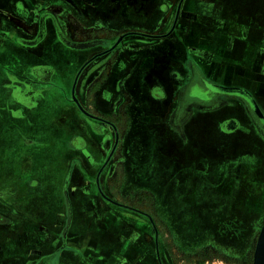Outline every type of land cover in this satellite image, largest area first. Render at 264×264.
I'll use <instances>...</instances> for the list:
<instances>
[{"label":"crops","instance_id":"1","mask_svg":"<svg viewBox=\"0 0 264 264\" xmlns=\"http://www.w3.org/2000/svg\"><path fill=\"white\" fill-rule=\"evenodd\" d=\"M87 1L125 20L153 12L157 25L125 37L104 65L107 76L95 67L80 83L88 50L50 34L37 46L1 34L0 264L164 263L153 223L112 202L105 174L117 122L125 126L122 195L151 200L181 241L201 231L215 245L243 244L264 201V139L237 100L210 107L213 96L190 88L243 89L264 110V0ZM48 40L54 64L35 54ZM49 102L39 141L21 133ZM1 133H17L20 150ZM32 147L45 150L36 164L25 152Z\"/></svg>","mask_w":264,"mask_h":264},{"label":"flooded vegetation","instance_id":"2","mask_svg":"<svg viewBox=\"0 0 264 264\" xmlns=\"http://www.w3.org/2000/svg\"><path fill=\"white\" fill-rule=\"evenodd\" d=\"M32 2V7H29L26 2L23 3L22 1L14 2L12 0H0V36L1 34H8L9 39L14 40V35L18 34L20 40H17V43H26L27 45L37 46L45 41L46 36L50 34L52 35L50 37H54L57 40H63L64 43L74 49L75 52H78L79 49L80 51L83 49L88 50L90 52V57L85 61L78 74L76 82L79 83L83 81V79L88 76V73H90L95 67L101 68L103 66L102 70H104V65L110 64L112 61L110 53L124 41L125 37L134 36V34H152L147 31H150L157 25L153 22V12L147 15L145 19L146 21H138L135 18H129L127 20L138 22L143 28H145L141 32L133 33L121 25L120 27L112 25V22L121 23L127 21L125 18L118 15V11L115 10L114 12L116 13H114L113 16L108 13L103 14V11H101L102 9L96 7V4L88 2L87 0H32ZM135 4L136 3H134V5ZM117 5H120V0H117ZM165 8L167 10L170 9L167 4H165ZM175 11L176 6H173L170 22L168 24H171L173 21ZM16 20H18L17 24ZM17 26H20V28ZM167 33L168 32H164L163 34ZM153 37L156 36H150V38ZM62 56L67 57L66 54H63ZM105 68L103 74L100 76L101 79L109 74V66ZM189 78L187 81H189ZM209 85L217 86L208 82H204L205 88L198 84H194L191 88L189 87L190 95L199 93L202 95L204 91H207L204 92L202 97H214V99H210L211 97L209 98V100H211L210 107L216 105L219 106L223 103L225 104L228 99L237 100L244 107L256 132L264 139V136H262L260 132L261 130H259L260 125L258 119L255 118L254 114L249 113L246 105L241 100L233 96L211 93V91L208 92ZM196 87L199 89L204 88L205 90H198L197 93V91L195 92ZM247 93L252 97L264 118L263 108L249 92ZM94 95L95 94L91 88L87 94L88 104H94ZM220 98L222 100H220ZM188 107L191 106L186 104L185 109L187 110ZM89 112H91L90 114L95 115L93 109H90ZM100 119L103 123H106V126L110 125V120L108 118L100 117ZM116 124L117 126L114 130V144L109 157V168H107L105 174L106 183L111 189L110 193L112 195V202L118 208L126 210L136 216L146 218L149 220L150 224L153 223L154 230L160 237V240L163 243V249L166 252V254L164 253L165 258L163 264L174 263V261H171L169 252H175L176 250L175 248H172L168 251L161 236V234H167L165 230H167L168 226L166 228H161L160 218L156 217L153 213L154 210L151 200L145 196L126 197L121 194L120 189L124 180L123 137L125 134V126L123 125V122L119 123V125L118 122ZM262 132H264V130H262ZM171 241L172 239L166 241V243L170 245L168 247L169 249L171 247Z\"/></svg>","mask_w":264,"mask_h":264},{"label":"rangeland","instance_id":"3","mask_svg":"<svg viewBox=\"0 0 264 264\" xmlns=\"http://www.w3.org/2000/svg\"><path fill=\"white\" fill-rule=\"evenodd\" d=\"M112 25H116L118 27H120L121 25L122 27L128 29V31L133 33L141 32L143 29H145L140 23L131 20H127L121 23L112 22ZM36 49L37 51H35V54L42 53V60H46L47 62L54 64L53 61H55V56L54 53H52L50 50L53 49L50 40H48V42L42 44ZM32 59V62L37 61L34 60V57H32ZM50 107V102L47 107L46 104L43 103L40 107L41 110L39 108L40 112L36 111L34 114L30 115L32 117V121L36 122V124L33 125L34 127H27L24 123H21V126L24 125L21 129V133L30 135L32 136L33 140L35 139L39 141V137L41 135L40 132L42 131L38 130L37 124H39L40 126L47 125L43 116H45L47 112L53 110H51ZM0 117L2 118L4 116L0 115ZM6 120L7 118H5V121ZM1 126L2 125L0 124V127ZM1 137L3 141L4 139L7 141V144L14 143L15 151L20 150V145L16 143V139H18L17 133H13L11 135L1 133ZM25 152L28 154V156L30 155L29 157L32 156V158L36 160V162H33V164H36L37 162L42 160V157H44L43 153L45 152V150H36L35 147H32L28 148ZM260 202V200L256 202L255 213L254 215L252 213L250 217L251 222H256V224L255 230L251 232L249 239L245 240L243 244H240V241L238 242L237 240H233L232 242L235 244L233 246H230L229 248H225L221 244H213V237L215 236L210 232L190 231L187 232V238L181 241L179 238L173 235L172 232L167 228V230H165L167 234H161V236L167 246L168 251H170L172 248H175L176 250L175 252H169L171 256V261H174V263L171 264H253V254L255 250V245L261 227L264 223V201L262 202L261 206H259ZM160 225L162 226L161 228L167 227L166 222L162 218H160ZM213 233H216V231ZM168 239H172L170 249L168 248L170 245L166 243Z\"/></svg>","mask_w":264,"mask_h":264},{"label":"water","instance_id":"4","mask_svg":"<svg viewBox=\"0 0 264 264\" xmlns=\"http://www.w3.org/2000/svg\"><path fill=\"white\" fill-rule=\"evenodd\" d=\"M211 93H218L228 96H233L241 100L247 107L250 114H254L255 118L258 119L261 134L264 136V118L262 117L256 103L252 99V97L245 91L237 88H224V87H218V86H212L209 85L208 92ZM253 264H264V223L261 227V230L259 232L257 242L255 245V250L253 254Z\"/></svg>","mask_w":264,"mask_h":264}]
</instances>
